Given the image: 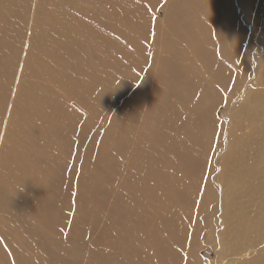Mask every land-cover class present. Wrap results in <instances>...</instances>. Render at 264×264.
<instances>
[{
  "label": "rangeland",
  "instance_id": "obj_1",
  "mask_svg": "<svg viewBox=\"0 0 264 264\" xmlns=\"http://www.w3.org/2000/svg\"><path fill=\"white\" fill-rule=\"evenodd\" d=\"M225 1L0 0V264H264V0Z\"/></svg>",
  "mask_w": 264,
  "mask_h": 264
},
{
  "label": "bare ground",
  "instance_id": "obj_2",
  "mask_svg": "<svg viewBox=\"0 0 264 264\" xmlns=\"http://www.w3.org/2000/svg\"><path fill=\"white\" fill-rule=\"evenodd\" d=\"M237 1V0H236ZM229 2L230 1H228V0H226L225 2H223L222 4L223 5H225V4H227V7H229ZM238 3V2H237ZM221 8H219L218 6H217V18H216V22H217V24L219 25L218 27H220V29H221V31L220 30H218V32L220 31V36H221V38L222 39H232L234 36H235V34H233L235 31H236V22H237V20L239 19H237V17H226L225 16V14H226V12L224 11V10H222V12H221ZM177 13H178V11H177ZM222 13V14H221ZM221 14V16H219ZM190 19H191V16H187L186 17V23H190ZM233 29H235L234 30V32L232 33V31H233ZM231 33H232V35H231ZM236 33V32H235ZM212 35V34H211ZM211 35H209L208 37H203V36H201V35H197L196 36V41H197V44H198V46H195V45H193V44H189V48L191 49V51L192 52H196V53H198L199 55H202V56H204V57H207V58H209L210 57V55H207V54H204V50L205 49H207V48H211V45H212V36ZM218 35H219V33H218ZM231 36H233V37H231ZM218 37V36H217ZM215 40V39H214ZM216 41V40H215ZM214 44V43H213ZM216 44V43H215ZM213 47V46H212ZM222 48V47H221ZM218 49H220V48H218ZM217 49V50H218ZM213 50V49H212ZM216 49L214 48V50L213 51H215ZM203 51V52H202ZM211 51V50H210ZM216 52H218V51H216ZM206 53H207V51H206ZM222 53V52H221ZM171 54H173V55H171V61H176V60H180L181 58H182V54L180 53V51H178V50H175V51H173ZM213 55H214V53H213ZM215 56H217V54L215 55ZM212 58H214V57H212ZM171 66V65H170ZM183 70V69H182ZM185 70V69H184ZM186 71V73L188 72V70L186 69L185 70ZM183 72V71H182ZM158 131H159V128H156V129H154L151 133L150 132H148L147 133V135H146V140H147V144H148V148H149V150H150V148H153L154 149V146L152 147V145H153V140H154V138H155V135L158 133ZM160 137V136H159ZM151 139H152V141H151ZM162 139V138H161ZM160 139V140H161ZM169 148V147H168ZM173 148V147H172ZM182 148V147H181ZM180 149V148H179ZM169 151V150H168ZM151 152V151H150ZM180 155V154H179ZM178 157V156H177ZM179 159V158H178ZM169 160V159H168ZM155 166L153 165H151V169H153ZM151 169L148 171V173H146L145 174V171H143V168H142V171H141V174H140V176L142 175V174H145L147 177H149V179H150V176H152V171H151ZM158 169V168H157ZM171 169V168H170ZM146 170V169H145ZM172 170H174V169H172ZM154 171V170H153ZM156 172V171H155ZM157 172H159L158 170H157ZM160 174V173H159ZM159 174H157V175H159ZM167 176V175H166ZM146 177V178H147ZM160 177H162V175L160 176ZM138 178H139V176H138ZM152 178H153V176H152ZM140 179H141V177H140ZM162 181V180H161ZM160 181V182H161ZM141 182V181H140ZM144 183V182H143ZM158 183H159V181H158ZM152 184V183H151ZM153 184H154V182H153ZM146 189H144V188H140V190H139V192H141V191H145ZM150 190V189H149ZM149 190H146V191H148L149 193H151ZM147 193V192H146ZM148 195H150V194H148ZM153 196V195H152ZM155 196V195H154ZM157 211V210H156Z\"/></svg>",
  "mask_w": 264,
  "mask_h": 264
},
{
  "label": "snow or ice",
  "instance_id": "obj_3",
  "mask_svg": "<svg viewBox=\"0 0 264 264\" xmlns=\"http://www.w3.org/2000/svg\"><path fill=\"white\" fill-rule=\"evenodd\" d=\"M217 171H219V169H217Z\"/></svg>",
  "mask_w": 264,
  "mask_h": 264
}]
</instances>
